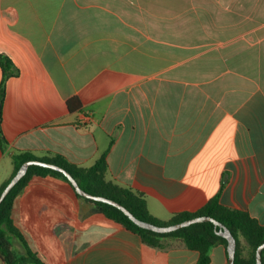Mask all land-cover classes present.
Masks as SVG:
<instances>
[{
  "label": "crops",
  "instance_id": "1",
  "mask_svg": "<svg viewBox=\"0 0 264 264\" xmlns=\"http://www.w3.org/2000/svg\"><path fill=\"white\" fill-rule=\"evenodd\" d=\"M0 55L18 70L0 105V187L14 153L91 167L112 143L107 179L158 219L219 195L264 225V0H0ZM12 219L46 264L199 259L178 240L143 244L52 176L29 182ZM210 264H228L224 246Z\"/></svg>",
  "mask_w": 264,
  "mask_h": 264
},
{
  "label": "trees",
  "instance_id": "2",
  "mask_svg": "<svg viewBox=\"0 0 264 264\" xmlns=\"http://www.w3.org/2000/svg\"><path fill=\"white\" fill-rule=\"evenodd\" d=\"M0 68L3 73L0 84V105H2L5 99L7 81L9 78L18 75V70L12 61L4 55H0ZM0 144L3 151H6L8 142L1 127ZM110 147L91 167L77 166L60 154L48 153L43 157H38L29 151L14 153V170L11 177L1 185L0 195L26 161L39 160L55 164L71 173L82 190L91 195L102 196L120 203L141 221L157 226H169L200 216L212 217L226 226L236 239L237 248L234 264H256V250L264 243V225L260 224L258 220L251 217L248 212L223 206L220 203L219 195L212 198L197 212L179 213L169 221L158 219L149 211L144 194L122 187L107 179L109 168L107 157ZM46 176L63 179L71 185L64 174L49 168L32 165L29 167L26 175L13 187L0 204V259L4 264H46L28 247L12 219L13 206L17 196L34 177ZM77 196L85 199L87 202L93 203L98 212L104 214L108 219L128 231L138 235L142 243L149 247L163 250L166 248V241L169 239L182 242L189 250L199 253L197 264H210L211 251L214 247L222 245L227 249V239L217 234V230L220 228L216 227L212 222L195 223L189 227L165 234L156 233L139 227L123 211L113 205L86 199L78 194ZM14 240H17L21 244L24 250L22 253H19L15 249ZM243 240L246 242V247L243 244Z\"/></svg>",
  "mask_w": 264,
  "mask_h": 264
},
{
  "label": "water",
  "instance_id": "3",
  "mask_svg": "<svg viewBox=\"0 0 264 264\" xmlns=\"http://www.w3.org/2000/svg\"><path fill=\"white\" fill-rule=\"evenodd\" d=\"M0 108H1V106H0ZM32 165H38L41 167L49 168V169H52V170H55V171H58V172L64 174L78 195H80L86 199H91L94 201H100V202H104V203L113 205V206L117 207L118 209H120L121 211H123L139 227L151 230V231L156 232V233L165 234V233H170V232L180 230V229L185 228V227H189L190 225L195 224V223L212 222V223H214V225L216 227L220 228L219 230H217V234L219 236L224 237L228 241V246H227L228 264H234L235 263L236 248H237L236 239L233 236V234L231 233V231L226 226H224L223 224H221L219 221L215 220L214 218L208 217V216H200V217H197L194 219H189L187 221H183L181 223H177V224L169 225V226H157V225H154L151 223H147L145 221H141L138 218H136L127 208H125L120 203H118L114 200L102 197V196L91 195L88 192L82 190L80 188L78 182L71 175V173H69L64 168H61L55 164L46 163V162L39 161V160H31V161H26L25 163H23V165L20 167V169L18 170L16 175L11 179L9 184L6 186V188L1 193L0 204L7 197V195L10 193V191L13 189V187L26 175L29 167ZM263 251H264V243L262 245H260L256 250V264H263Z\"/></svg>",
  "mask_w": 264,
  "mask_h": 264
}]
</instances>
